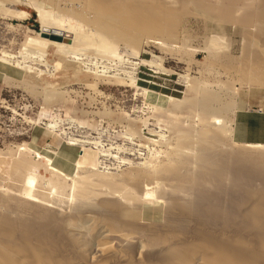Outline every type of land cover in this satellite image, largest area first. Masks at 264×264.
<instances>
[{"label":"bare ground","instance_id":"6f19581e","mask_svg":"<svg viewBox=\"0 0 264 264\" xmlns=\"http://www.w3.org/2000/svg\"><path fill=\"white\" fill-rule=\"evenodd\" d=\"M28 3L40 30L23 46H31L42 57L52 50L73 78L81 73L74 57L80 54L81 43L92 42L98 53L113 58L118 44L129 48L135 58L141 45L172 50L179 44L177 34L186 13L183 1L175 8L163 0H63L67 7L54 12L47 3ZM7 13L29 18L23 11ZM52 36L68 43L49 40ZM208 47L209 53H217ZM2 53L1 61L22 56L21 51L20 57ZM258 53L249 66L245 59L247 67L240 75L264 88V49ZM15 65L24 74L41 73L19 67L18 61ZM88 72L83 74L126 86L118 78L99 79L97 73ZM27 78L24 83L33 86L34 77ZM47 83L43 89L48 97L55 96ZM128 84L133 88L134 79ZM206 90H198L183 103L197 108L207 122L197 136L201 145L197 156H188L193 150L192 130L174 127L171 153L168 150L170 154L151 171L136 170L122 179L88 172L69 175L63 164L37 162L26 145L0 153V264H264V184L243 182L232 169L246 166L264 179V150L215 151L226 147L217 137L225 139L231 133L227 124L234 103H223L216 92ZM169 102L174 111L183 105ZM210 135L215 141L208 139ZM100 187H105L109 198H100Z\"/></svg>","mask_w":264,"mask_h":264},{"label":"rangeland","instance_id":"374dc122","mask_svg":"<svg viewBox=\"0 0 264 264\" xmlns=\"http://www.w3.org/2000/svg\"><path fill=\"white\" fill-rule=\"evenodd\" d=\"M29 1L35 5L47 3L52 7V12L53 9L66 6L62 4L63 0ZM164 1L172 2L170 4L175 8H180L183 1L186 8L185 17L181 18L177 31L179 44L172 45L178 49L141 45L138 54L140 59H136L129 48L118 44L114 52L116 58H113L115 56L112 57L110 53H98L95 44L86 41L81 43L80 54L74 56L81 66V73L73 78L52 50H47L42 57L31 46H23L26 40L36 37L40 30L35 14L27 8L30 2L0 0V58L2 52L13 57H20L19 52H22L21 58L0 60V153L16 151L18 147L26 145L33 150L31 157L42 164L55 161L65 167L68 166L67 157L70 158L72 166L68 169L69 175L73 172L77 175L88 172V175L97 173L122 179L123 175L136 170L151 171L162 163L168 150L171 153L170 144L174 142L171 130L179 127L192 130L193 150L186 153L196 157L201 148L197 136L207 126V122L197 108L183 104L184 101L195 97L198 90L207 88L210 92H216L223 103H234L235 110L241 92L250 88H263L247 82L243 76L242 83L241 75L247 67L245 59L247 65H250L249 60L256 53L261 54L264 49V30L260 35V30H251L257 24L264 23V0ZM73 4L75 7V2ZM8 10L27 12L29 18H14L6 14ZM34 26L36 29H33ZM207 45H211L217 53H209L207 50L210 47ZM36 60L42 61V65L36 64ZM15 61L20 63L19 67L29 66L41 73L24 74L16 68ZM82 70L97 73L99 79L109 76L118 78L126 86L95 80L91 75L83 74ZM27 77H34L33 86L24 83ZM130 78L134 79L133 88L128 86ZM47 82L55 89V96L48 97L43 89L42 84ZM169 99L183 105L174 111ZM227 126L232 131V120ZM217 138L227 147L217 148L215 151L218 153H223L224 149L264 150L260 146L235 144L231 133L226 140L223 137ZM212 139L215 141L214 136L210 141ZM234 167L232 169L238 171L243 182L251 180L253 183L264 184V179L250 168L239 165L241 169L237 170ZM101 188H98L100 191L103 189L100 198H107L109 195L105 192L108 191L105 187ZM64 208L62 210L66 212Z\"/></svg>","mask_w":264,"mask_h":264},{"label":"crops","instance_id":"0c3cea01","mask_svg":"<svg viewBox=\"0 0 264 264\" xmlns=\"http://www.w3.org/2000/svg\"><path fill=\"white\" fill-rule=\"evenodd\" d=\"M258 26H262L259 30H264V23L257 24L251 30L258 29ZM236 103L232 118V141L238 145L264 147V88L244 90L240 93ZM67 164L68 166L63 168L65 171L72 166L68 157Z\"/></svg>","mask_w":264,"mask_h":264},{"label":"water","instance_id":"95a60500","mask_svg":"<svg viewBox=\"0 0 264 264\" xmlns=\"http://www.w3.org/2000/svg\"><path fill=\"white\" fill-rule=\"evenodd\" d=\"M49 40L54 41V42L62 41L64 43H68V40L67 39H60V37H58V36L49 37Z\"/></svg>","mask_w":264,"mask_h":264},{"label":"trees","instance_id":"16d2710c","mask_svg":"<svg viewBox=\"0 0 264 264\" xmlns=\"http://www.w3.org/2000/svg\"><path fill=\"white\" fill-rule=\"evenodd\" d=\"M33 29H36V26H34Z\"/></svg>","mask_w":264,"mask_h":264}]
</instances>
